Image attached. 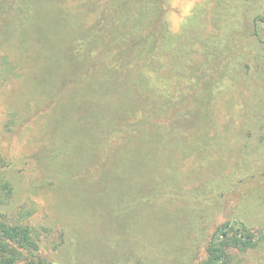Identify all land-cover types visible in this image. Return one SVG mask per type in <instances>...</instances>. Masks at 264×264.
I'll return each mask as SVG.
<instances>
[{"label": "rangeland", "instance_id": "1", "mask_svg": "<svg viewBox=\"0 0 264 264\" xmlns=\"http://www.w3.org/2000/svg\"><path fill=\"white\" fill-rule=\"evenodd\" d=\"M116 2L0 0V220L30 241L0 264H202L220 226L264 232V0H159L151 39ZM117 7L155 49L124 73L95 32Z\"/></svg>", "mask_w": 264, "mask_h": 264}, {"label": "trees", "instance_id": "2", "mask_svg": "<svg viewBox=\"0 0 264 264\" xmlns=\"http://www.w3.org/2000/svg\"><path fill=\"white\" fill-rule=\"evenodd\" d=\"M122 1V3H121ZM117 0V5H122L129 11L127 17L132 19V22H137L135 28L137 29L135 38L145 37L154 38L158 35V26L163 22V10L159 8V0H150L147 7L142 5L145 10H141V1L147 0ZM134 1V2H133ZM157 8V9H156ZM116 8V13L108 17L101 18L99 26L95 29L96 36L102 43L103 60L110 64H115L113 68L115 72L124 73L130 66L140 64H149L152 55L155 52L154 47L151 45L142 48L137 43L127 40L125 37L116 35L113 28L118 24V17L122 16ZM142 12V13H141ZM121 21V20H120ZM82 43H79V51L82 48ZM79 51L77 53H79ZM76 53V55H77ZM106 62V63H107ZM112 70V69H111ZM119 73V74H120ZM178 103L172 105L168 115H174V109L181 105ZM176 111V110H175ZM116 139V134L114 136ZM0 218L6 219L2 214ZM257 236L250 233L245 226L237 222L226 223L220 226L214 234L212 240L208 243L206 248L207 259L202 264H225L224 248L229 244L234 245L238 249H246L256 244L255 238L264 239V232L258 231ZM0 238L4 240L0 243L2 247L16 244L18 246H28L30 244L28 231L25 227L16 226L0 220ZM13 257L8 255L6 264L12 263ZM36 264H44L43 260H39Z\"/></svg>", "mask_w": 264, "mask_h": 264}]
</instances>
